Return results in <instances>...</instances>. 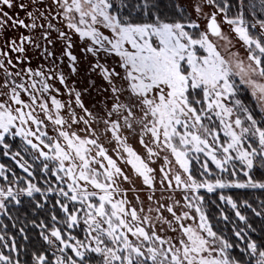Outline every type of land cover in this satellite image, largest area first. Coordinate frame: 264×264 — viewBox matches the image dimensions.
Listing matches in <instances>:
<instances>
[{
    "label": "snow or ice",
    "instance_id": "obj_1",
    "mask_svg": "<svg viewBox=\"0 0 264 264\" xmlns=\"http://www.w3.org/2000/svg\"><path fill=\"white\" fill-rule=\"evenodd\" d=\"M0 264H264V0H0Z\"/></svg>",
    "mask_w": 264,
    "mask_h": 264
},
{
    "label": "trees",
    "instance_id": "obj_2",
    "mask_svg": "<svg viewBox=\"0 0 264 264\" xmlns=\"http://www.w3.org/2000/svg\"><path fill=\"white\" fill-rule=\"evenodd\" d=\"M5 159H6V158H5ZM231 192L239 194V193L242 192V190H235V189H234V190H231ZM225 194H230V193L226 191ZM211 199H213V200H217V196H216V195H212V196H211Z\"/></svg>",
    "mask_w": 264,
    "mask_h": 264
},
{
    "label": "rangeland",
    "instance_id": "obj_3",
    "mask_svg": "<svg viewBox=\"0 0 264 264\" xmlns=\"http://www.w3.org/2000/svg\"><path fill=\"white\" fill-rule=\"evenodd\" d=\"M241 54H243V53L241 52Z\"/></svg>",
    "mask_w": 264,
    "mask_h": 264
}]
</instances>
